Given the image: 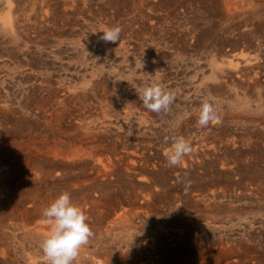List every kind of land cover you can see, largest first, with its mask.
I'll return each mask as SVG.
<instances>
[{
  "label": "bare ground",
  "instance_id": "1",
  "mask_svg": "<svg viewBox=\"0 0 264 264\" xmlns=\"http://www.w3.org/2000/svg\"><path fill=\"white\" fill-rule=\"evenodd\" d=\"M95 3L101 5L100 9H94ZM88 10L95 12V16H98L100 21L91 22L92 14ZM114 21L116 26L121 28L117 49L123 54L129 52L133 54L136 63H131L135 67L127 70L131 73L136 72L138 75L142 72L136 66L146 63L151 51L153 48H158V45L171 47L174 52L194 51L199 46H207L210 37L215 36L212 33L222 29V34L214 41L211 54L209 53L210 57L202 56L197 60L196 67L205 68L200 67V71L193 75L195 78L199 77L201 81L196 89L199 94L192 93L194 96L189 99L190 102L188 101V109L200 110L201 100L208 99L213 102L221 118L224 114H221V107H226L229 111L247 112L249 109L264 111V73L258 74V69L264 67V0H0V207L3 206V209L8 211V215H16L15 217L13 215L15 219L12 220L13 224L11 223L13 226L6 228L3 225L6 219L3 220L7 215L3 211L0 212V264H47L40 244L49 231L50 225L45 218V220L33 221L30 226L27 225V220L33 216H38L39 219V216H42V210L63 191L69 192L73 203L83 209L87 218L89 213L92 217L91 220L87 219L94 234L90 239L93 242L92 247L85 245L74 264H123L124 259H129L136 264L135 254L134 256L132 254L137 252V248L138 250L146 249L143 247L145 243L143 245L139 243L140 237L134 235V229L131 226L135 222L145 220L148 211L139 210L137 207L142 202L148 209L149 202L151 203L149 198L155 196L158 190L155 186L156 182L153 180L154 182L149 183L147 176L155 177L161 185L168 177L172 178V181L173 178L181 177H188L193 181L201 180L203 181L201 183L192 182L193 184L187 189H194L195 185V190L198 186L197 189L207 192L210 190L209 185L216 182L226 183L231 190L233 182L243 179L256 180L258 187L264 189V169L252 163L258 160L257 155L256 160L249 161L248 164L240 165L238 162L233 165L228 164L230 155L237 151L228 147L226 143L227 140L230 141L228 136L232 133L233 127L239 122L235 118L226 120V124L219 127L217 132L208 135L213 144L206 149L202 148L201 141L208 142V137L193 140L189 131L190 136L186 140L192 145L191 153L183 158L181 165L174 166L166 172L160 171L155 175L157 170L153 169L156 165L159 167L161 165L160 160L159 162L151 160V167H149L150 155L147 156L145 150H150L151 146L138 141L133 143L134 140L131 142L123 138L122 134L142 137L152 135L159 129H156L155 116L158 117V114L165 112H151L140 102L138 93L147 85L142 88L136 84L130 88L120 83L114 85L111 77L103 76L105 72L100 76L98 71L101 68L96 66L99 60L110 61L111 65L115 62H124L126 58L123 54L120 59L110 53L109 56L111 42L106 43L99 39L101 34L99 30L114 26ZM30 41H37L38 44L30 45ZM227 46H231L232 49H227ZM156 52L158 53V50ZM68 53H75L73 54L75 56H71L81 64L87 59L91 60L93 66L75 67L72 63V67L75 68L71 70L70 67L62 68L61 66H57L56 70L53 69V64L63 63L60 59L63 55L68 57ZM58 59L60 62L57 63ZM180 71L183 72L182 69ZM223 78L228 80L230 86L219 81ZM216 80L219 83L204 85L207 81ZM107 81L109 83H106ZM162 87L165 89L164 86ZM113 95L124 101L125 105L122 107L124 109L118 108L110 99ZM95 96L103 98L99 104L94 103ZM173 104L172 106H175ZM175 107L177 113L173 119L177 120L182 112L181 108H178L179 105ZM133 109H139V113L133 114ZM33 119L34 122L42 123L43 126L34 127ZM22 122L24 123L21 124ZM172 130L178 132L179 129L175 127ZM249 131L236 133V135L233 132V134L236 139L245 135L249 137V140L251 136L254 140L263 136L259 131ZM235 138L232 137V139ZM146 139L149 140V138ZM7 141L13 142L14 146H9ZM171 144L161 145L160 151L158 148H152L153 154H162V159L166 160L165 153L170 149ZM255 152L260 155L262 151L257 148ZM209 153L214 154L212 164L205 163L207 167L202 165V170L198 171L182 170L190 167L194 160L198 161V157L209 155ZM250 194L253 195V193ZM182 196L184 197L183 194ZM187 199L189 204L196 203L195 199L190 197ZM116 208H120L119 213H116ZM108 217L109 222L114 223L118 228L105 232L107 233L105 236H100L97 229L101 228L99 226L103 224L102 221ZM23 220L27 223H23ZM203 223L205 222L201 224ZM107 224L104 225L107 226ZM192 231L193 233L191 232L192 234L188 237L186 234V238L183 237L187 240L186 245L209 242L205 231L201 229ZM223 236L224 234H221L219 238ZM232 239L234 241L230 246L220 247L216 252L209 248L202 251V253L206 252L209 259L206 264H244L242 262L246 260L242 262L239 259L234 260L230 255H244L251 242L249 244L238 238L232 237ZM15 240L21 241L17 245ZM222 241L218 240L220 244ZM15 246L22 249L15 250ZM23 247L26 248L23 249ZM180 258L178 256V259ZM215 258L219 260L211 263L213 259L216 260ZM171 259L173 260L172 257ZM173 261H167L166 264H176ZM179 262V264L184 263L180 260Z\"/></svg>",
  "mask_w": 264,
  "mask_h": 264
},
{
  "label": "rangeland",
  "instance_id": "2",
  "mask_svg": "<svg viewBox=\"0 0 264 264\" xmlns=\"http://www.w3.org/2000/svg\"><path fill=\"white\" fill-rule=\"evenodd\" d=\"M99 3V1H98ZM98 3L94 4V9H100L101 5H98ZM89 13H91V22H95L97 23L98 21H100L98 16H95V12H93L92 10H88ZM98 12V11H97ZM259 14V13H257ZM94 19V20H93ZM114 26H116V22H113ZM222 28V26H221ZM219 31V32H218ZM222 29H218L217 31L213 32L212 35H215L214 37H210V41H208L207 46H199L197 48L191 51H182V53L180 52H174L173 49H171V47H165L163 45H158V48H153V50L151 51V55L150 58H148L147 62L149 63H143L140 66H136L138 67V69L141 70L142 74H136L135 73H131L129 72L127 69H131L135 67V60H134V56L131 52L129 53H125L123 54L122 51L120 52L119 49H117L119 42L116 43H110L109 46L111 48V50L108 51V55L110 53V55L112 56H118L119 59L121 57V55H125V60L124 62H115V63H111L110 65V61H101L99 60V64H97L96 66L100 67V71L99 74L100 76H102L101 74L105 72V74L103 76L105 77H111V79H113V84L114 85H127L129 88L135 86V84L139 87L142 88V86H149V85H153V84H159L160 86H164L165 87V91L170 92L173 96H174V102L175 106H178V108H181V112L182 114L179 115V117L177 118V120H174V116L177 113L176 112V107L170 105V109L168 112L162 113V114H158V117L155 116V123H157L156 129L153 132L152 135L149 136H135L132 134H128V135H123V138H126L128 140H130L131 142L133 141V143H138L140 142L141 144H149V147L151 148L150 150H145V154H147V156H149V167H151V163L154 160H157L159 162V164L161 165L159 166H155V169L153 170H157L155 172V175H157L158 172H166L169 171L170 169H173L174 166H171V168L169 167L170 165L167 163V161L165 159H162V154H153V149L158 148L159 151L161 149L162 146L170 145L172 138L174 137H184L185 139L187 137H189L191 135V137H193L194 139H203V137L207 136L209 140L208 142L206 141H201V146H203L202 148L206 149L208 147H210L213 142H211V137L210 134H212L213 132H217L222 126H224V123L226 124V120L228 119H234L235 120H239V122L237 123L236 126H234L232 133L228 136L230 141H226L227 146L231 147L232 149H237V151H235L232 155H230V157L228 158L229 165H233L236 162H238L240 165L242 163L248 164L249 161H253L256 160V155L258 158V160H256V162H252L254 163L258 168H262L264 169V111H255V110H248L247 112H241L239 110H228L226 107H221L222 109L221 114H226V115H222L221 121L218 124H215L213 126H211V128L208 130H205L204 128H201V126H199L197 124V119L199 116V109L198 108H194L189 110L187 107L188 101L190 102L189 99H191L194 94H199L196 89L198 87V83L201 81L199 77H193L194 73H198L200 70L199 68L201 67H196L197 66V60L199 58H201L202 56H204V58H209L212 48L214 46V41L216 40V38L218 36H220ZM216 33V34H215ZM219 33V34H218ZM37 36V34H35ZM35 35H33V37H35ZM34 39V38H33ZM36 39V38H35ZM34 39V40H35ZM120 41V40H119ZM30 45L33 44H38L37 41H30L29 42ZM45 47V46H44ZM160 48V49H159ZM227 49L231 50L232 47L231 46H227ZM115 49V50H114ZM207 49V50H206ZM102 50V49H100ZM108 50V49H107ZM158 50V53L156 52ZM160 50V52H159ZM204 50V52H203ZM170 51V52H169ZM177 51V50H175ZM237 51V50H235ZM111 52L114 54H111ZM163 52V53H161ZM189 52V53H188ZM262 52V51H261ZM264 52V51H263ZM157 53V54H156ZM170 53V54H168ZM191 53V54H190ZM196 53V55H195ZM210 53V54H209ZM75 54V53H73ZM71 54H67L68 57H63L60 59L61 62L63 63H58L60 62L59 59L58 61H56L58 64L54 63L53 65V69H57V66H61L62 68L64 67H70L71 68H75L76 66H83V67H87L90 68L93 66V63H91L92 61L87 59L86 62H83L82 64L79 63V61L77 59H75L72 56H75ZM129 54V55H128ZM178 54V55H177ZM187 54V55H186ZM72 55V56H71ZM109 55V56H110ZM128 55V56H127ZM167 55V56H166ZM186 55V56H185ZM131 56V57H130ZM136 56V55H135ZM154 56V57H153ZM158 56V57H157ZM165 56V58H163ZM190 56V57H189ZM130 57V58H129ZM138 57V56H137ZM175 57V59H174ZM128 58V59H127ZM139 58V57H138ZM168 58V59H167ZM185 60H184V59ZM162 59V60H161ZM180 59V60H179ZM89 60V61H88ZM134 60V61H133ZM165 60V61H164ZM129 61V62H127ZM151 61V62H150ZM167 61V62H166ZM178 61V62H177ZM193 61V63H192ZM78 62V63H76ZM106 62V63H104ZM131 62H134L131 63ZM195 62V63H194ZM68 63V64H67ZM72 63L73 66L72 67ZM127 63V64H126ZM201 63V62H199ZM71 66H70V65ZM75 64V65H74ZM102 64V65H101ZM110 65L108 67V65ZM115 64V65H114ZM117 64V65H116ZM119 64V65H118ZM126 64V65H125ZM193 64V65H192ZM113 65V66H112ZM123 67H122V66ZM158 65V66H157ZM52 66V65H49ZM78 66V67H79ZM168 68H167V67ZM194 66V67H193ZM264 66V65H263ZM77 67V68H78ZM106 67V68H105ZM193 67V68H192ZM171 68V69H170ZM183 70L180 71L181 69ZM192 68V69H191ZM201 68H205V67H201ZM111 69V70H110ZM151 69V70H150ZM163 69V70H162ZM110 70V71H109ZM117 70V72H116ZM125 70V71H124ZM158 70V71H157ZM172 70V71H171ZM199 70V71H198ZM149 71V72H148ZM167 71V72H166ZM171 73H170V72ZM180 71V72H179ZM191 71V72H190ZM258 74L261 73V75H263L264 73V67L259 68L258 69ZM107 72V73H106ZM123 72V73H122ZM153 72V74H152ZM179 72V74H178ZM188 72V73H187ZM115 73V75H114ZM168 73V74H166ZM163 74V75H162ZM133 75V76H132ZM168 75V76H167ZM176 75V76H175ZM120 76V80L119 78L117 79L116 77ZM160 76V77H159ZM175 78H173V77ZM199 76V75H197ZM114 77V78H113ZM160 79H159V78ZM103 78V77H102ZM133 78V79H132ZM137 78V79H136ZM158 78V79H157ZM183 78V79H182ZM199 78V80H198ZM157 79V80H156ZM166 79V80H165ZM193 81H191V80ZM241 79V77H240ZM132 80V81H131ZM154 80V81H153ZM172 80V81H170ZM197 80V81H196ZM120 81V82H119ZM123 83H122V82ZM146 81V82H145ZM153 81V83H152ZM166 81V82H165ZM168 81V83H167ZM189 81V82H188ZM191 81V82H190ZM219 81H221L224 84H229L228 80H226V78H223L222 80L219 79ZM60 83L62 81H59ZM116 82L118 84H116ZM125 82V83H124ZM187 82V83H186ZM218 80L211 82V81H207L206 83H204V85H208L210 83H217ZM106 83H109V81H107ZM131 83V84H130ZM149 85H148V84ZM191 83V84H190ZM219 83V82H218ZM170 85V86H169ZM183 85V87H182ZM185 85V87H184ZM190 85V87H189ZM194 85V86H193ZM200 85V84H199ZM202 85V84H201ZM230 86V84H229ZM180 87V88H179ZM189 89H188V88ZM192 87V88H191ZM201 87V86H200ZM203 87V85H202ZM233 87H235V85H233ZM187 88V89H186ZM231 88V87H230ZM236 89V88H235ZM178 90V91H177ZM188 92H187V91ZM237 90V89H236ZM175 94H174V92ZM181 93H180V92ZM238 91V90H237ZM180 94H179V93ZM194 93V94H192ZM178 95V96H177ZM190 96V97H188ZM187 97V98H186ZM114 98V99H113ZM180 98V99H178ZM97 99V100H96ZM102 97H98L95 96L94 99V103L98 104L102 101ZM110 99H112L113 102L116 103V105L118 106V108L120 109H124L122 108L125 104L124 101L120 100L119 97H116L115 95L110 96ZM179 101V102H178ZM178 104V105H177ZM68 107V106H67ZM184 107V108H183ZM70 108V107H68ZM133 114H138L139 113V109L135 110L133 109ZM188 111L189 115L184 116V112ZM70 111V109H69ZM193 111V112H192ZM233 111V112H232ZM192 112V113H191ZM238 112V113H237ZM194 113V115H193ZM246 115H244V114ZM263 113V114H262ZM229 114V115H228ZM235 114V115H234ZM241 116H240V115ZM256 114V115H255ZM161 115V116H160ZM164 115V116H163ZM168 115V117H167ZM231 115H233L231 117ZM248 116V117H247ZM260 116V117H259ZM245 117V118H244ZM247 117V118H246ZM250 117V118H249ZM243 118V119H242ZM252 118V120H251ZM30 119V118H29ZM181 119V120H180ZM190 119V120H189ZM249 119V120H248ZM258 119V120H257ZM174 120V121H173ZM256 120V121H255ZM261 120V122H260ZM158 121V122H157ZM164 121V122H163ZM182 121V122H181ZM188 121V122H187ZM250 121V122H249ZM254 121V122H252ZM161 122V123H160ZM178 122V123H177ZM24 122H22L21 124H23ZM160 123V124H159ZM180 123V124H179ZM20 124V123H19ZM188 124V126H187ZM191 124V125H190ZM254 124V125H253ZM32 125L34 127L40 128L43 126L42 123L39 122H32ZM256 125V126H255ZM185 126V127H184ZM215 126V127H214ZM172 127V128H171ZM175 127H177L179 130L178 132L173 131L172 129H174ZM199 127V129H198ZM220 127V128H219ZM236 127V128H235ZM262 127V128H260ZM248 128V129H247ZM250 128V129H249ZM254 128V129H253ZM256 128V129H255ZM184 129V132H183ZM186 129V130H185ZM190 129V130H189ZM238 129V130H237ZM258 129V130H257ZM198 130V132H197ZM203 130V131H202ZM214 130V131H213ZM236 130V131H235ZM250 130V131H249ZM172 133H171V132ZM191 134H190V132ZM245 132V131H249V132H256L259 131L261 134H263V136L260 139H253L252 136L249 140L248 136L242 135V137H240L239 139L235 138L236 133H241V132ZM169 132V133H168ZM203 132V133H202ZM206 132V133H205ZM233 132L235 133V135L233 134ZM180 133V134H179ZM194 133V134H193ZM208 133V134H207ZM168 134V135H167ZM177 134V135H176ZM184 134V135H183ZM190 134V135H189ZM163 135V136H162ZM167 135V136H166ZM209 135V136H208ZM159 136V137H158ZM232 137H234L235 139H232ZM245 137V138H244ZM146 138H149L146 139ZM108 139V138H106ZM136 139V140H135ZM152 140V142H151ZM171 140V141H170ZM146 141V142H145ZM238 141V142H237ZM249 141V142H248ZM8 142V143H7ZM6 143L9 146H14V143L11 141H7ZM168 142V143H167ZM254 142V143H253ZM11 143V144H10ZM13 143V144H12ZM158 143V145H157ZM207 143V144H206ZM155 144V145H154ZM164 144V145H163ZM231 144V145H230ZM258 144V145H257ZM162 145V146H161ZM239 145V146H238ZM248 145V146H247ZM259 146V147H258ZM153 148V149H152ZM257 148L261 149V156L256 154L255 150ZM147 152V153H146ZM152 152V155H151ZM243 153V154H242ZM235 154V155H234ZM144 155V154H143ZM212 155V156H211ZM240 155V156H239ZM251 155V156H250ZM2 156V155H1ZM210 156V157H209ZM254 156V157H253ZM234 157V158H233ZM160 158V159H158ZM214 159V154L213 153H209V155H204L201 157H198V161L193 162V164L190 167H186L183 168L182 170L184 171H188V170H202V165L204 167L205 163L208 164H212L213 159ZM232 158V159H231ZM197 159V158H196ZM211 159V160H209ZM236 159V160H235ZM246 159V160H245ZM152 160V161H151ZM165 160V161H163ZM207 161V162H206ZM246 161V162H245ZM164 164H163V163ZM196 162V163H195ZM199 162V163H198ZM232 163V164H231ZM251 163V162H250ZM196 165V166H195ZM159 167V168H157ZM199 167V169H198ZM209 167V166H208ZM165 168V169H164ZM180 168V167H179ZM149 177V178H148ZM151 178V179H150ZM161 177H159L160 179ZM148 182H156V188L157 193L158 194L156 196L153 195L151 197H153V199H151V197L149 198V201H151V203L149 202L150 207L147 209L144 206V203H139V206L137 207V209L139 208V210H144L145 212H147V217L145 218L144 221H140L139 223H134L133 226H131V228L133 227L134 229V235L137 236L139 238V243L140 244H144L143 247L146 250H141V248L138 250L137 248V252L139 253V257L137 255V252H134L132 255L134 256V259L137 261L136 264H166L167 261H173L176 264H179V260L182 261L181 263L183 264H206L209 259L206 256V252L202 253V251H206L208 248L210 250H214V252H216L217 250H219L220 247H225V246H230V244H232L231 242H233L234 240L232 239V237H234L235 239H239L242 242H246L250 244L251 242V246L247 247L248 250L244 255H230L231 259H239V261H244L242 263L244 264H264V189H260L258 187V182L256 180H249V179H243V180H236L235 182H233V186L231 188V190H229V188L226 186V183L224 182H216L213 185H209L210 190L204 191V190H199L197 189L198 186H196V190H195V185H194V189H187L188 186H190L193 183H201L203 181L199 180V181H193L188 179V177H181V178H165V183L163 182V184L161 185L159 183V181L156 180L155 177H152L151 175L147 176ZM149 179L151 181H149ZM168 179V180H167ZM176 179V180H174ZM180 179V180H179ZM154 180V181H153ZM178 180V181H177ZM187 181V182H186ZM193 182V183H192ZM162 183V182H161ZM174 183V184H173ZM180 183V184H179ZM184 185H182V184ZM187 183V184H186ZM218 183V184H217ZM255 183V184H254ZM159 184V185H158ZM167 187H166V185ZM246 186H244V185ZM165 185V187H164ZM172 187H171V186ZM181 187H180V186ZM237 185V187H236ZM243 185V186H242ZM164 187V188H163ZM176 187V188H175ZM242 187H244L243 189H241ZM161 188V189H160ZM172 188V189H170ZM178 188H180L178 190ZM199 188V187H198ZM214 188V189H212ZM224 188V189H223ZM169 189V190H168ZM184 191H183V190ZM226 189V190H225ZM245 189V190H244ZM254 189V190H253ZM259 189V190H258ZM161 190V191H160ZM177 190V191H176ZM194 190V191H193ZM213 190V191H212ZM215 190V191H214ZM244 190V191H243ZM192 191V192H191ZM197 191V192H196ZM203 191V192H202ZM231 191V192H230ZM179 192V193H178ZM214 192H218V193H214ZM259 192V193H258ZM187 193V194H186ZM190 195H189V194ZM250 193H253L250 194ZM257 193V194H256ZM162 194V196H160ZM181 196H180V195ZM182 194L184 195V197L182 196ZM206 194V195H205ZM243 194V195H241ZM205 195V196H204ZM159 196V197H158ZM180 196V197H179ZM210 196V197H209ZM213 196V197H212ZM215 196V197H214ZM231 196V197H230ZM237 196V197H236ZM239 196V197H238ZM249 196V197H246ZM261 196V197H260ZM157 197V198H155ZM165 199H164V198ZM190 199H195V204L192 205L191 203L189 204V198ZM202 197V199H201ZM207 197V198H206ZM245 197V198H244ZM168 198V199H167ZM211 198V199H210ZM235 198V199H234ZM243 198V199H242ZM248 198V199H247ZM254 201H253V199ZM157 199V200H156ZM177 199V200H176ZM185 199V200H183ZM205 199V200H204ZM213 199V201H212ZM241 199V200H240ZM251 199V200H250ZM141 200V198H140ZM164 200V201H163ZM173 200V202H172ZM180 200V201H179ZM182 200V201H181ZM211 200V201H210ZM256 200V201H255ZM156 201V202H155ZM171 201V202H170ZM198 201V202H197ZM215 201V202H214ZM218 201V202H217ZM182 202V203H181ZM184 202V203H183ZM201 202V203H200ZM247 202V203H246ZM251 202V203H250ZM135 203V202H134ZM165 203V204H164ZM173 203V204H172ZM188 203V204H187ZM198 203V204H197ZM201 205H200V204ZM218 203V205H217ZM223 205H222V204ZM225 203V204H224ZM143 204V205H141ZM211 204V205H209ZM171 205V206H170ZM136 206V205H135ZM187 206V207H186ZM192 206V207H191ZM194 206V207H193ZM158 207V208H157ZM184 207V208H183ZM4 207L1 206L0 207V212L3 211L5 212L4 214L7 215V217H4V220L6 219V221L9 223H7L5 221V224H3L6 228H8L7 226H13V221L15 220L14 217L16 216L15 214H10L8 215V211L3 209ZM136 208V207H135ZM156 208V209H155ZM174 208V209H173ZM179 208V209H178ZM183 208V209H182ZM262 208V209H261ZM153 209V210H152ZM162 209V210H161ZM168 209V211H167ZM170 209V210H169ZM120 208H116V213H119ZM162 211V212H161ZM205 213V214H204ZM161 214V215H160ZM14 215V217H13ZM143 215H146L143 213ZM151 215V216H150ZM183 215V216H182ZM204 215V216H203ZM210 215V216H209ZM215 215V216H214ZM157 216V217H156ZM186 216V217H185ZM204 218H203V217ZM208 216V217H207ZM216 217V219H214V217ZM13 217V218H12ZM35 217V218H34ZM41 217V218H40ZM178 217V219H176ZM183 217V218H182ZM196 217V218H195ZM218 217V218H217ZM12 218V219H11ZM92 217H90V213L88 214V219L91 220ZM193 218V219H192ZM200 218V219H199ZM212 220V221H210ZM214 220H213V219ZM10 219V220H9ZM33 219V220H32ZM151 219V220H150ZM181 219V220H180ZM183 219V220H182ZM196 219V220H195ZM203 219V220H202ZM208 219V220H207ZM13 220V221H12ZM38 220H45L42 216H33L31 217V219L29 218V220H27L28 224L27 225H32L33 221H38ZM88 220V221H90ZM105 220V221H104ZM99 227V229H97L98 233L100 234V236L102 235H106L108 232H111L112 230H116L118 227L114 224V223H110L109 222V217L105 218ZM177 220V221H176ZM188 220V221H187ZM217 220V221H216ZM11 221V222H10ZM179 221V222H178ZM185 221V222H184ZM192 221V222H191ZM195 221V222H194ZM214 221V222H213ZM26 221L23 220V223H25ZM26 222V223H27ZM105 222V223H104ZM150 222V223H149ZM165 222V223H164ZM183 222V223H182ZM189 224H188V223ZM191 222V224H190ZM197 222V223H196ZM202 222H205L203 224H201ZM207 222V223H206ZM12 223V224H11ZM25 223V224H26ZM108 223V224H107ZM164 223V224H162ZM185 223V224H184ZM104 224H107L104 225ZM145 224V225H144ZM178 224V225H177ZM188 224V225H187ZM196 224V225H194ZM201 224V225H200ZM138 225V226H137ZM140 225V226H139ZM148 225V226H147ZM176 225V226H174ZM193 225V226H192ZM206 225V226H205ZM216 227H215V226ZM223 225V226H222ZM137 226V227H136ZM151 226V227H150ZM163 226V227H162ZM181 226V227H180ZM185 228H184V227ZM199 226V227H198ZM222 228H220V227ZM105 227V228H104ZM145 227V228H144ZM159 227V229H158ZM166 227V231L165 230ZM201 227V228H200ZM209 227V229H208ZM114 228V229H113ZM141 228V229H140ZM143 228V229H142ZM148 231H147V229ZM150 228V230H149ZM180 228V229H179ZM190 228V229H189ZM198 230L201 229V231H205L207 236L209 237V242H199V243H194V244H187V240L185 239L186 236L188 237L190 234L193 233L192 230ZM207 228V229H206ZM225 228V229H224ZM102 229V230H101ZM105 229V230H104ZM157 229L159 231H157ZM183 229V232H182ZM187 229V230H186ZM205 229V230H204ZM246 229V230H245ZM168 230V231H167ZM179 230V231H177ZM211 230L213 232H211ZM101 231V232H100ZM138 231V232H137ZM152 231V232H150ZM189 233H187V232ZM247 231V233H246ZM105 232H107L105 234ZM146 232V233H145ZM148 232V233H147ZM155 232V233H154ZM186 232V233H185ZM192 232V233H191ZM222 232V233H221ZM253 236H251L252 234ZM140 233V234H139ZM153 235H150V234ZM184 233V234H183ZM216 233L218 235H216ZM249 233V234H248ZM160 234V235H159ZM179 234V235H178ZM182 234L184 236H182ZM186 234V236H185ZM224 234V236L222 238H219V235ZM143 235V236H142ZM257 235V236H256ZM134 236V237H135ZM146 236V237H145ZM154 236V237H153ZM157 236V238H156ZM159 236V237H158ZM161 236V237H160ZM179 236V237H178ZM216 236V237H215ZM228 236V237H226ZM241 236V237H240ZM133 237V238H134ZM164 237V238H163ZM181 237V239H180ZM185 237V238H183ZM225 237L228 239H225ZM217 238V239H216ZM154 241H153V240ZM183 240V242H181ZM213 239V240H212ZM220 239V241L224 240L221 242V244L218 242V240ZM231 239V241H230ZM244 239V240H243ZM247 239V240H245ZM149 240V241H148ZM164 242H162V241ZM180 240V241H179ZM215 240V241H214ZM21 240H15V242H17L16 244L18 245L19 242ZM143 241V242H142ZM153 242L151 244V242ZM179 241V243H177ZM211 241V242H210ZM227 241V242H226ZM230 241V243L228 242ZM90 242V244H89ZM87 246L88 247H92V240H89ZM214 242V243H213ZM137 243V242H136ZM156 243V244H155ZM161 243V244H159ZM212 243V244H211ZM228 245H227V244ZM154 244V245H153ZM182 244V245H181ZM209 244V245H208ZM148 245V246H147ZM156 245V246H155ZM178 245L180 247H178ZM189 245V246H188ZM217 245V247H216ZM256 245V247H255ZM146 246V247H145ZM191 246V247H190ZM198 246V247H197ZM15 250H21V248H17L18 246H15ZM159 247V248H158ZM176 247H178L176 249ZM211 247V248H210ZM26 247H23V249H25ZM155 248V249H153ZM187 248V249H186ZM191 248V249H190ZM198 248V249H197ZM252 250H251V249ZM150 249V251H148ZM170 249V250H169ZM189 249V250H188ZM258 249V250H257ZM160 250V251H157ZM257 252H256V251ZM26 251V250H25ZM166 251H168L167 253H165ZM180 251V252H179ZM182 251V252H181ZM188 251V252H187ZM197 251V252H196ZM199 251V252H198ZM255 251V252H254ZM145 252V253H144ZM153 254H152V253ZM164 252V253H163ZM172 252V253H171ZM186 252V253H185ZM201 252V253H200ZM189 253V254H187ZM195 253V255H194ZM200 253V255H198ZM261 253V254H260ZM144 254V255H143ZM147 254V255H146ZM166 254V255H165ZM173 254V255H171ZM204 256H202V255ZM247 254V255H246ZM254 254V255H253ZM145 255H146V259H145ZM157 255V256H155ZM170 255V256H168ZM187 255V256H186ZM256 255V256H255ZM137 256V257H136ZM144 256V257H143ZM160 256V257H158ZM162 256V257H161ZM178 256L180 259H178ZM185 256L187 258H185ZM258 256V257H257ZM261 256V257H260ZM153 259H150L152 258ZM155 257V258H154ZM166 257V259L164 258ZM167 257H169L170 259H168ZM171 257L173 258V260L171 259ZM249 257V259H248ZM256 257V258H255ZM165 260H164V259ZM260 258V259H259ZM168 259V260H167ZM189 259V260H188ZM216 260H212L211 263H214L215 261H218V258H215ZM144 262H143V261ZM156 260V261H155ZM161 260V262H160ZM167 260V261H166ZM191 260V261H190ZM249 260V261H247ZM125 264H133V262L129 261V259H124L123 260ZM127 261V262H126ZM149 261V263L147 262ZM188 261V262H187ZM224 261V260H223ZM141 262V263H140ZM187 262V263H186ZM191 262V263H190ZM201 262V263H200ZM252 262V263H251ZM123 263V264H124Z\"/></svg>",
  "mask_w": 264,
  "mask_h": 264
},
{
  "label": "clouds",
  "instance_id": "3",
  "mask_svg": "<svg viewBox=\"0 0 264 264\" xmlns=\"http://www.w3.org/2000/svg\"><path fill=\"white\" fill-rule=\"evenodd\" d=\"M99 32L101 33L99 39L106 43H116L120 40L119 26L101 29ZM138 97L147 110L156 113L168 112L174 102V96L159 84L144 87L138 93ZM187 115L189 113L186 110L184 116ZM220 121L221 116L217 113L213 102L202 99L197 124L209 130ZM191 151L192 145L184 137L172 138L171 147L165 153L167 163L170 166L181 165L183 158ZM42 217L50 225L40 244L47 264H74L82 248L94 235L83 209L73 203L69 192L63 191L42 210Z\"/></svg>",
  "mask_w": 264,
  "mask_h": 264
}]
</instances>
